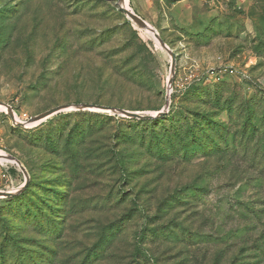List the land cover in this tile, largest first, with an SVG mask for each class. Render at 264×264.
<instances>
[{"label": "rangeland", "instance_id": "374dc122", "mask_svg": "<svg viewBox=\"0 0 264 264\" xmlns=\"http://www.w3.org/2000/svg\"><path fill=\"white\" fill-rule=\"evenodd\" d=\"M117 1L0 0V102L68 107L0 109V264H264V0H127L175 58Z\"/></svg>", "mask_w": 264, "mask_h": 264}, {"label": "water", "instance_id": "95a60500", "mask_svg": "<svg viewBox=\"0 0 264 264\" xmlns=\"http://www.w3.org/2000/svg\"><path fill=\"white\" fill-rule=\"evenodd\" d=\"M172 1H178V0H172ZM117 4L119 7V10L139 30L153 34L155 36V38L157 39V41L159 42L160 46L163 49L169 51L174 58L176 57V55L168 48L165 41L161 38L158 31L152 25H150L148 22H146L143 18H141L138 14H136L132 9L127 7L126 0H118ZM174 65H175V61H174ZM170 83H172V82L170 81ZM0 106H3L7 109L6 113L11 118V120L14 124L21 126V127H24V128H27L29 125H33L34 127H37V126L41 125L42 123H44L47 119L65 111L68 108V107H57V108L51 109V110L33 118V119H31L29 122L22 123V122L16 121V116H15V113H14L13 109L11 108V106H9L8 104H5L3 102H0ZM167 107H169V101H167L166 108ZM74 108H75V110H78V111H97V110H99V111H105V112H113L115 114L122 115L125 118L136 119V120H154V119H158L161 116L165 115V112H161L157 116H151V115L145 116V115H142V114L137 113V112H130V111H126V110H122V109H115V108H111V107L95 106V105H91V104H81V105H77ZM1 159L6 160V161H10V162L18 165V167L21 169V171L25 174L26 178L27 179L29 178V173H28L27 169L24 167V165L21 163V161H19L17 158L12 157V156H7L5 154H0V160ZM14 195L15 194L13 192L0 191V199L10 198V197H13Z\"/></svg>", "mask_w": 264, "mask_h": 264}, {"label": "trees", "instance_id": "16d2710c", "mask_svg": "<svg viewBox=\"0 0 264 264\" xmlns=\"http://www.w3.org/2000/svg\"><path fill=\"white\" fill-rule=\"evenodd\" d=\"M145 46V45H144ZM146 47V46H145ZM217 101H219V98L217 99ZM249 109H247L246 111H248ZM93 115H95V116H98V117H100L102 114H93ZM246 115V118L242 121V125H243V131L246 133L247 131L249 132H253L254 131V127H255V125H254V123H253V120H251L250 118H249V114H245ZM201 118H203L204 117V115H199ZM107 118H112V117H109V116H107ZM159 119V118H158ZM158 119H154V120H140V121H138V120H136V119H130V120H127V121H129V122H134V123H140V125H149L150 127H156L157 125L156 124H154V123H156V121L158 120ZM209 120V121H208ZM208 120H206L207 121V123H211L210 121H212V126H216L215 125V123H216V121H214L213 119H208ZM190 121H187V122H184V123H186L187 125H188V128H186V130L185 129H182V130H184L185 131V135L187 134V135H189L190 137H192L193 139H196L197 140V137H196V132H195V128H193V126H190V123H189ZM198 123H199V121H198ZM221 125L222 124H220V125H218V127H221ZM200 128V130L202 131L201 133H203V135L209 140L210 138H209V134H208V132L207 131H209V128H205V127H202V126H199ZM217 133H220V131H219V129H217V128H213ZM55 137V134H54V132L53 131H50L47 135H46V141H45V143H52V145H54V143H53V138ZM152 138H155L157 141L159 140L158 138V136H157V134L155 133V134H153L152 135ZM205 138V139H206ZM179 141L180 143H182L183 144V146L184 147H186V142H184V139L183 138H181V136H177V139H175V138H173L172 137V135H170L169 134V144L171 145L172 143H173V141ZM199 141H200V143H203L204 144V142H205V140H204V138H200L199 139ZM210 141H211V139H210ZM211 143H212V141H211ZM202 144V148L204 149V147H205V145H203ZM55 194H57L56 192H54ZM61 196V195H60ZM53 197V196H52ZM54 198V197H53ZM56 198V197H55ZM50 200V199H49ZM48 209H51V208H48ZM9 210V208L8 207H6V206H0V226H4V229H6L5 227L7 226L6 224L8 223L7 222V220L4 218L5 217V213L6 212H9L8 211ZM30 215H31V213H30ZM28 217V216H27ZM32 217H33V215H32ZM44 217V216H43ZM47 220H48V222L49 223H47L48 224V226L49 225H51L52 226V223H51V220L50 219H48V218H46ZM53 227V226H52ZM8 229V228H7ZM14 243H12L11 245H13ZM10 253H12V252H10ZM6 255H8V253L6 254ZM24 256H22V258H23ZM4 259H6L5 258V256H4Z\"/></svg>", "mask_w": 264, "mask_h": 264}, {"label": "bare ground", "instance_id": "6f19581e", "mask_svg": "<svg viewBox=\"0 0 264 264\" xmlns=\"http://www.w3.org/2000/svg\"><path fill=\"white\" fill-rule=\"evenodd\" d=\"M126 4H127V0H126ZM148 33V32H147ZM148 34H150L156 41H157V39L155 38V36L153 35V34H151V33H148ZM158 42V41H157ZM159 43V42H158ZM160 45V44H159ZM0 109H6L5 107H3V106H0ZM16 116V121L17 122H20V121H18L19 120V118L17 117V115H15ZM0 154H3V153H1L0 152ZM1 160H3V159H1ZM3 161H5V162H7L6 160H3Z\"/></svg>", "mask_w": 264, "mask_h": 264}]
</instances>
